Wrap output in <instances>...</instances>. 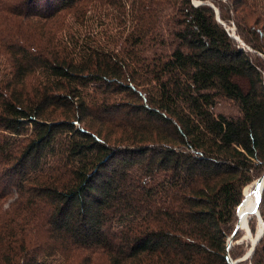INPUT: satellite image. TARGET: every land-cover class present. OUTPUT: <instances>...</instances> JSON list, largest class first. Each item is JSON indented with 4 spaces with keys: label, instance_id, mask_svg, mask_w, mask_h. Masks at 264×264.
Segmentation results:
<instances>
[{
    "label": "trees",
    "instance_id": "trees-1",
    "mask_svg": "<svg viewBox=\"0 0 264 264\" xmlns=\"http://www.w3.org/2000/svg\"><path fill=\"white\" fill-rule=\"evenodd\" d=\"M198 1L0 0V264H229L264 175V0Z\"/></svg>",
    "mask_w": 264,
    "mask_h": 264
},
{
    "label": "rangeland",
    "instance_id": "rangeland-1",
    "mask_svg": "<svg viewBox=\"0 0 264 264\" xmlns=\"http://www.w3.org/2000/svg\"><path fill=\"white\" fill-rule=\"evenodd\" d=\"M195 2L197 3L199 1L195 0ZM227 28L230 29L231 34L235 33L236 37L239 38V36L236 34V29L233 23H229L227 25ZM217 111L226 113L228 115L230 114L236 115L238 113L236 106L232 102L226 101V100H222L219 103L217 107ZM258 179L256 178L252 183H250L248 186L244 188V193H243L244 198H246L245 190L247 188H250L251 186H254V184L256 183ZM245 210H246V207H245ZM262 221H263V218L261 215V211L259 209V214L256 216H252L251 218H249L248 223H245L246 230H243V228L241 227V230H239L238 235L233 238L231 252H230L231 257L229 258V264L231 261L234 262L235 264H251L249 259H245V257L247 256L248 252L252 248V244L259 232Z\"/></svg>",
    "mask_w": 264,
    "mask_h": 264
},
{
    "label": "water",
    "instance_id": "water-1",
    "mask_svg": "<svg viewBox=\"0 0 264 264\" xmlns=\"http://www.w3.org/2000/svg\"><path fill=\"white\" fill-rule=\"evenodd\" d=\"M196 4L198 5V4H200V2H197ZM227 30L230 31V29H227ZM231 36L233 38H235L236 40H238L241 43L240 39L238 37H236L235 33L231 34ZM241 44H243V43H241ZM255 185L258 186V187H260L259 188V198H258L256 210H255V212H256L255 214L258 215L259 214V204H260V201H261V195H262V191H263V188H264V175L256 181V183L254 184V186ZM241 206H242V204L238 208V221H237V224H236V229H235L233 235L231 236V238H229V240H228V249L231 248L232 242H233V238L236 236V234L240 230V227H239L240 226L239 210H240ZM263 235H264V222L262 221V230H261V233H258L257 234V236H256V238H255V240H254V242L252 244V248L248 252V254L245 257V259H249L252 256V254H253V252L255 250L256 245L258 244V242L260 241V239L262 238ZM230 264H235V263L231 261Z\"/></svg>",
    "mask_w": 264,
    "mask_h": 264
},
{
    "label": "bare ground",
    "instance_id": "bare-ground-1",
    "mask_svg": "<svg viewBox=\"0 0 264 264\" xmlns=\"http://www.w3.org/2000/svg\"><path fill=\"white\" fill-rule=\"evenodd\" d=\"M259 188L260 187L255 185V186H251L250 188H247L245 190L247 206H246V210L244 213V223H243L244 227H245V223H248L249 218H251L252 216H256L255 210H256L257 203H255L253 196L255 193H257L259 191ZM261 230H262V224L260 225V229H259L258 233H261Z\"/></svg>",
    "mask_w": 264,
    "mask_h": 264
}]
</instances>
